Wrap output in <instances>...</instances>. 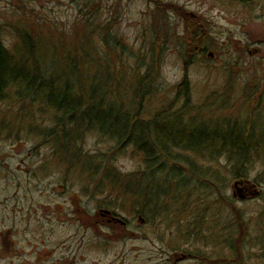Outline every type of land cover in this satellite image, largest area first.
Instances as JSON below:
<instances>
[{"label":"rangeland","instance_id":"1","mask_svg":"<svg viewBox=\"0 0 264 264\" xmlns=\"http://www.w3.org/2000/svg\"><path fill=\"white\" fill-rule=\"evenodd\" d=\"M156 1L0 0V41L11 55H17L22 53L20 38H24L29 51H36L39 68L56 77L61 75L57 77L60 85L68 80L79 88L86 87V94L87 86L101 91L116 85L113 90L119 89L128 97L135 75L148 71L153 47H162L160 57L154 58L159 67L152 93L143 100L141 112L145 121L175 98L176 87L184 77L193 107L201 105L211 94L223 92L229 84L233 87L234 106L224 112L226 117L244 120L258 106L264 107V0H257L249 8L222 0H161L172 8L166 14L171 23L168 33L160 23H154ZM187 16L203 23L211 45L185 67L176 36L167 44L160 40L175 34L182 37L183 18ZM105 25H109L108 46L103 41ZM251 93L252 99L243 102L244 94ZM44 96L43 92L19 93L13 87L0 101V235L7 236L4 242L0 238V264H49L57 260L60 249L53 247H61L62 240L80 227L76 219H83L85 224L95 221L92 215L98 209L112 210L129 221V228L137 230V234L147 230L150 238L154 237V229L190 230L194 226L218 230L232 225L233 210L215 201L216 196L207 199L202 192L192 193L189 205L184 206L185 197L174 201L167 196L160 208L165 213L153 217L149 210L142 211L141 203H127L120 197L116 184L113 188L101 179L100 173L92 175L86 169L71 168L58 153V144L51 136L60 114L46 105ZM184 101L181 97L177 106ZM122 128L119 124L115 130L118 133ZM258 129L259 136H264V119ZM151 131L156 132L157 128ZM98 133L93 128L83 131L77 148L86 155H98L101 166L126 175L144 168L142 154L134 144L118 147ZM183 154L199 165L221 170L227 179L222 193L242 213L246 228L245 260L263 261L264 159L251 164L247 178L260 184L261 198L241 201L232 196L234 179L223 159L212 163L196 154ZM145 213L149 214L148 225L137 222V215ZM201 216L203 223L199 222ZM193 220H199L198 224L193 225ZM27 243L36 246L42 260L33 258L34 252L30 254ZM114 246L112 256L124 252L126 261L140 264L147 244L128 241ZM48 250H52L50 257ZM84 256L82 260L87 261L111 258L102 257L92 247Z\"/></svg>","mask_w":264,"mask_h":264},{"label":"trees","instance_id":"2","mask_svg":"<svg viewBox=\"0 0 264 264\" xmlns=\"http://www.w3.org/2000/svg\"><path fill=\"white\" fill-rule=\"evenodd\" d=\"M222 1L241 5L243 8L257 3V0ZM156 4L154 23H160L165 27V33H168L171 23L166 14L172 8L169 3L161 0L156 1ZM183 19L185 25L182 37L175 34L160 41L167 44L176 36L181 59L187 67L196 61L198 55L205 54L211 44L202 22L189 16ZM109 25L103 27L105 46H108L106 37L110 34ZM23 39L20 38L22 53L17 55H11L0 41V101L13 87L19 93L43 92L46 105L60 114L55 124L56 129L51 135L58 144L60 156L71 168L83 169L82 171L86 169L92 175L100 173L101 179L107 180L109 185L116 184L120 197L126 199L127 203L132 204L134 200L135 203H141L142 211L149 210L153 217L165 213L160 208L167 196L174 201L185 197L183 206L189 205L192 193L202 192L207 199L216 196L215 201L223 205L227 203L226 206L233 210L230 212L233 222L229 228L237 232L230 234V244L237 246L238 242H234V238H237L236 234L245 236L246 228L238 214L241 212L235 210L233 200L226 201L227 196L222 193L226 188V177L220 169L199 165L183 153L199 155L212 163L223 159L233 179H247L251 164L257 159H264V136H259L258 129L260 120L264 119V107L258 106L244 120L226 117L224 112L234 106L231 97L233 87L230 84L223 92L213 93L201 105L193 107L189 104L187 81L184 77L176 87L175 98L145 121L141 112L143 100L152 93L159 67V62L154 58L160 57L162 47H153L149 69L135 75V83L128 97L119 89L115 92L113 87L116 85L112 84L109 89L104 87L101 91L94 86H87L88 94L86 87L79 88L68 80H64L62 85L58 84L61 75H57V78L52 71L50 74L44 69L42 71L36 51H29L27 42ZM113 52L109 50L110 54ZM27 57L32 60L34 67L27 62ZM73 67L77 68L75 64ZM79 80L82 81L80 75ZM57 89H60L58 94L55 92ZM253 93L249 96L244 94L243 102L248 103ZM181 97L185 101L177 106ZM84 120L86 121L81 124ZM72 124L74 125L71 126ZM119 124L123 128L117 133L115 128ZM66 125L70 128H65ZM154 127L157 128L156 132L151 131ZM91 128L98 130L101 137L113 140L118 147L134 144L137 152L142 154L144 168L126 175L109 166H101L102 160L97 158L98 155L84 154L77 148V143L81 141L83 131ZM198 221L193 220V225L198 224ZM203 221L204 217L201 216L199 222Z\"/></svg>","mask_w":264,"mask_h":264},{"label":"flooded vegetation","instance_id":"3","mask_svg":"<svg viewBox=\"0 0 264 264\" xmlns=\"http://www.w3.org/2000/svg\"><path fill=\"white\" fill-rule=\"evenodd\" d=\"M253 183L256 194H250L254 189L245 188L242 191L245 197L241 201L261 198L260 184ZM233 198L236 197L233 196ZM229 200L230 198L227 197L226 201ZM102 210L104 209H98L93 213L92 218L95 221L85 224L83 219H76L79 221L80 227L74 229L66 239L62 240L61 247L58 245L53 247L60 249L59 258L49 264H139L126 261L125 256L127 257V255L121 251L120 254L117 252L112 256L114 245L117 243L124 245L128 241H140L147 244V247L143 249V261L140 264H264V260L254 262L245 260V236L242 237V234H236L237 238H234V242L237 241L238 244L231 246L230 234H235L237 231L230 229L229 225L218 230L154 229V237L150 238L147 230H142V234H137V230L129 228V221L117 216L111 210L108 213L102 212ZM238 214L242 217V213ZM146 215L149 216L146 213L138 214L137 222L148 225L149 218ZM6 237V234L3 237L2 234L0 235L2 242L7 240ZM26 246L29 248L30 254L34 252L33 258L42 260V255L37 254L36 246L30 243H27ZM91 247L97 249L102 257L110 256L111 258L107 261L82 260L85 257L84 253ZM51 251H46L48 257H50ZM16 264L39 263L19 261Z\"/></svg>","mask_w":264,"mask_h":264},{"label":"water","instance_id":"4","mask_svg":"<svg viewBox=\"0 0 264 264\" xmlns=\"http://www.w3.org/2000/svg\"><path fill=\"white\" fill-rule=\"evenodd\" d=\"M211 56V53L209 54ZM232 188H233V196L239 198V199H243L245 196L243 195L242 191L245 188H249V189H254L255 188V184L250 182L249 180H235L232 184ZM251 195H255L256 194V189H254L252 191V193H250ZM104 212H109V211H104Z\"/></svg>","mask_w":264,"mask_h":264}]
</instances>
